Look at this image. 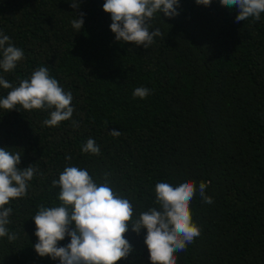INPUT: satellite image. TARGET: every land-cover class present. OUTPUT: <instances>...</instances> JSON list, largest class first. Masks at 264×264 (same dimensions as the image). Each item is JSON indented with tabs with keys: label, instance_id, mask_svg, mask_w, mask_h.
<instances>
[{
	"label": "trees",
	"instance_id": "1",
	"mask_svg": "<svg viewBox=\"0 0 264 264\" xmlns=\"http://www.w3.org/2000/svg\"><path fill=\"white\" fill-rule=\"evenodd\" d=\"M76 2L79 8L70 0H0V33L25 55L0 77L18 86L47 67L72 93L74 107L58 127L42 124L49 111L0 109V147L21 153L19 168L38 170L27 195L6 205L13 210L7 228L17 239L0 237V264H60L35 251L32 217L41 204H59L51 182L66 166L87 169L98 184L108 173L134 217L159 207L158 181L189 180L197 189L205 182L213 202L198 191L192 199L201 231L176 253V264H264V13L259 21H236L238 10L220 0H180L178 15L156 14L149 30L162 35L146 49L115 40L105 0ZM81 12L76 31L71 21ZM137 87L151 94L134 97ZM9 91L0 87V99ZM89 138L99 155L81 151ZM146 232L129 225L124 235L133 250L117 264H152Z\"/></svg>",
	"mask_w": 264,
	"mask_h": 264
},
{
	"label": "clouds",
	"instance_id": "2",
	"mask_svg": "<svg viewBox=\"0 0 264 264\" xmlns=\"http://www.w3.org/2000/svg\"><path fill=\"white\" fill-rule=\"evenodd\" d=\"M73 8H79L76 0H70ZM180 0H105L103 10L111 14L110 29L115 33V40L132 42L149 48L154 38L161 36V30L150 31V25L157 13L174 17L178 15ZM198 5L208 6L211 0H196ZM228 8L235 7L238 14L236 21L249 18L259 21L264 13V0H220ZM81 18L71 21L72 27L79 31L84 21ZM0 69L13 72L19 61L25 58L24 51L11 44L10 37L0 33ZM0 87L10 89L6 97L0 99V109L49 111V117L42 121L44 126L58 127L62 121L73 116V95L65 92L57 79L49 74L47 67L34 70L28 79H21L18 86L0 77ZM146 87H137L134 97L146 98L150 95ZM73 126L78 123L73 121ZM118 137L120 131H110ZM83 153L99 155L100 147L89 138L81 148ZM71 160V156L66 157ZM21 153H11L6 147H0V237L9 241L17 239L15 233H9L11 207H6L11 200L27 195L29 182L33 180L37 169L30 164L19 168ZM104 174L105 182L97 183L85 168L66 166L58 179H53V188L59 204L46 207L41 204L32 217L38 237L34 248L41 257L49 256L60 264H117L127 258L133 250L125 233L131 230L140 233L146 229L144 243L149 250L152 264H176V253L185 251L196 237L200 228L193 222L190 203L197 191L205 203H212V197L206 195L207 183L198 186L184 180L176 183L158 181L155 184V201L159 207H149L134 217L132 202L118 194L110 186ZM69 236L70 243L58 246V241Z\"/></svg>",
	"mask_w": 264,
	"mask_h": 264
}]
</instances>
